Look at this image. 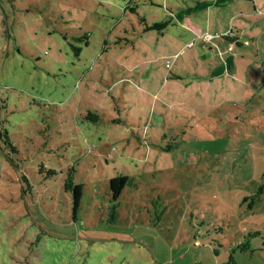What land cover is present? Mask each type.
Returning <instances> with one entry per match:
<instances>
[{"label":"rangeland","instance_id":"obj_1","mask_svg":"<svg viewBox=\"0 0 264 264\" xmlns=\"http://www.w3.org/2000/svg\"><path fill=\"white\" fill-rule=\"evenodd\" d=\"M204 1L0 0V264H264V0Z\"/></svg>","mask_w":264,"mask_h":264},{"label":"trees","instance_id":"obj_2","mask_svg":"<svg viewBox=\"0 0 264 264\" xmlns=\"http://www.w3.org/2000/svg\"><path fill=\"white\" fill-rule=\"evenodd\" d=\"M129 8L132 11H136V7H130ZM141 21H143L146 25L147 22L145 21V19L142 17L140 18ZM169 23H171L170 20H163V21H159V22H154L152 25H147L144 28V31H148L150 29H163L165 27H167L169 25ZM221 39L225 40L226 42H229V44L231 45H237L240 46V43L237 42V38L234 36H228V35H223L221 37ZM3 133L1 132L0 135H2ZM6 135V133H4ZM49 171H51V173L54 174L55 170L53 169H49ZM126 183V177H112L111 179H109V189H110V198L112 201H116L119 194L122 192L123 188H124V184ZM64 187L65 189H70L72 191V211L73 213L76 212L77 207L80 204L81 201V197H82V184L79 183H74L73 180L71 179L70 176H68L65 179L64 182ZM114 208V207H113ZM264 244V241H263Z\"/></svg>","mask_w":264,"mask_h":264},{"label":"crops","instance_id":"obj_3","mask_svg":"<svg viewBox=\"0 0 264 264\" xmlns=\"http://www.w3.org/2000/svg\"><path fill=\"white\" fill-rule=\"evenodd\" d=\"M202 3H200L202 5H198V7L206 8V9L209 8V7H211V6H220L221 5V7H223L224 6V3H225V0H212V1L205 0ZM187 9H191V8L190 7H187Z\"/></svg>","mask_w":264,"mask_h":264},{"label":"built area","instance_id":"obj_4","mask_svg":"<svg viewBox=\"0 0 264 264\" xmlns=\"http://www.w3.org/2000/svg\"><path fill=\"white\" fill-rule=\"evenodd\" d=\"M204 38H205V39H208V38H209V36H208V35H205V36H204Z\"/></svg>","mask_w":264,"mask_h":264}]
</instances>
